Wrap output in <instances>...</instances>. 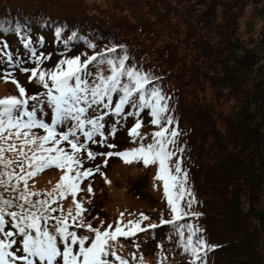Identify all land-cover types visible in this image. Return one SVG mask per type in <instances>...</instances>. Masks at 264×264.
<instances>
[{
	"label": "trees",
	"instance_id": "obj_1",
	"mask_svg": "<svg viewBox=\"0 0 264 264\" xmlns=\"http://www.w3.org/2000/svg\"><path fill=\"white\" fill-rule=\"evenodd\" d=\"M93 1L0 0V48L6 41L9 49L27 57L14 30L17 23L26 29L37 54L52 51L58 61L61 53L91 54L85 41L95 43L96 52L113 43L125 45L137 64L163 77L162 86L172 97L182 133L178 143L185 148L182 167L199 201L194 207L203 213L198 223L209 243L218 245L208 264H264V0H101L103 7ZM57 27L62 29L58 40ZM73 32L77 36L69 40ZM5 59L0 52V60ZM100 70L107 74V64ZM8 89L0 98L11 95ZM149 126L150 133L158 130ZM10 141L0 145V160L11 161L0 163V173H20V148L10 149ZM0 179L6 181L0 185V196L14 199L18 192L10 184L17 182ZM161 191L162 201L153 209H124L133 218L145 213L149 219L142 227L150 222L158 227L117 237L118 256L122 257L119 243H126L128 256L140 264H160L164 255L168 258L163 264H186L178 234L171 225H159L161 214L171 218L163 182ZM39 193L35 199L44 198L45 192ZM7 221L9 217L5 230H12ZM169 249L177 250L173 254ZM136 253L145 259L139 260ZM109 259L119 264L111 255Z\"/></svg>",
	"mask_w": 264,
	"mask_h": 264
},
{
	"label": "snow or ice",
	"instance_id": "obj_2",
	"mask_svg": "<svg viewBox=\"0 0 264 264\" xmlns=\"http://www.w3.org/2000/svg\"><path fill=\"white\" fill-rule=\"evenodd\" d=\"M14 30L28 50L27 60L34 65L31 68L21 66L19 71L31 73L29 82L38 83L43 91L28 95L25 87L14 78V70L24 62V57L17 55L13 59L4 41L0 52L6 59L0 63V70L6 81L11 78L16 85L19 97L0 98V145L12 139L21 142L17 157L21 171L0 173L8 182H17L10 187L18 192L14 199L0 196V233H3L0 264H112L110 255L119 264H128L114 250L117 237H134L146 229L158 227L151 222L142 227V221L149 219L143 212L138 214L139 218L126 221L125 213L120 212L113 223L100 221L101 227L88 223L82 217L84 209L76 196L82 190L81 181L93 172H99L100 168H84L83 161L78 158L82 152L86 153L87 159L105 157V165L108 157H119L125 163L142 161L145 166L158 165L156 179L163 182L171 216L165 219L161 214L159 225H171L178 234L177 246L188 258L186 264H208L210 252L218 245L209 243L206 230L198 223L203 213L194 207L199 201L188 184V170L182 167L181 156L185 148L178 143L182 133L172 111V97L162 86L163 77L145 70L130 57L125 45L115 43L96 52V44L85 41L91 54L83 52L67 56L61 53L62 58L54 66L45 67L44 62L51 59L52 53L41 51L37 54L21 24H15ZM61 34L62 29L57 27L55 38L58 40ZM76 36L73 32L68 39ZM38 40L42 43L43 38L38 37ZM101 64H107V74L101 72ZM145 111L150 125L158 128L150 134L140 132ZM110 115L117 122L135 118L128 134L138 146L107 152L92 149V145L108 149L116 147L108 143V137L115 134L117 127V123L112 122L109 128L106 117ZM145 137L151 142L144 143ZM25 145L30 146L28 153L24 150ZM8 147L16 151L13 144ZM3 151L0 146V153ZM0 163L10 164L11 161L0 160ZM53 167L63 170L55 190L45 194L44 198L35 199L42 194L29 190L28 178ZM20 182H24L22 190L17 189ZM5 183L0 179V185ZM88 192H92L91 184ZM66 194L72 197L75 215L65 214L56 206L58 199ZM6 217L10 218L7 222L12 230H5ZM81 229H86V234H81ZM14 234L18 235V240L9 239ZM86 241L90 242L86 245ZM17 243L20 249L9 251ZM135 246L139 247L138 244ZM157 247L163 251L162 245ZM176 250L168 251L174 254ZM167 258V255L162 256L160 264Z\"/></svg>",
	"mask_w": 264,
	"mask_h": 264
},
{
	"label": "rangeland",
	"instance_id": "obj_3",
	"mask_svg": "<svg viewBox=\"0 0 264 264\" xmlns=\"http://www.w3.org/2000/svg\"><path fill=\"white\" fill-rule=\"evenodd\" d=\"M93 5L102 6L104 3H102L101 0H96L93 1ZM54 63H57V61H55L53 57L46 62L48 67H52ZM14 78L25 87L28 95L41 91V87L38 83H31L27 81L25 77L23 78L20 76V74H15ZM15 86L16 85L9 81V79L6 81L0 76V93L8 87V91L13 95L15 94V90L11 89ZM106 119L110 122L108 117H106ZM48 122H50V119ZM129 125V120L117 122L115 134L108 137V143L116 145L112 150L119 148V151H122V147L126 141L128 144L131 141L133 147L138 146L137 143H134L133 140L130 139L126 131ZM110 127L111 122L109 123V128ZM149 129V120L146 119V115H143V125L140 132L141 134H150ZM5 135H7V133H5ZM11 141H14L12 143L15 148L21 147V142L19 140L12 139ZM149 142H151L150 139L145 137L144 143ZM91 147L96 152H107L110 150L106 146L101 147L99 145H92ZM29 148L30 146H24L26 153L29 152ZM78 158L83 161L84 168H95L96 166L100 168V172H93L90 177L81 181L82 190L78 191L76 196L77 201L81 203L84 209L82 212L83 216L86 217L87 222L91 223L94 227H97L96 224L102 221V219H98V217H103L104 219L112 218L115 221L119 213L123 212L126 207H128L127 209L139 211V209H153L160 205L162 201V181L156 179L157 167L155 164L145 166L142 161L125 163L119 157H108L107 164L105 165V157L102 158L101 156H97L95 159H87V155L84 152L78 154ZM19 170L21 171V168H19ZM101 172L103 175L100 174ZM62 174L63 170L56 169L55 167L50 170L46 169L42 172H37L33 177L28 178V188L32 192H40L41 190H44L46 194L53 192ZM89 184L92 186L91 193L88 192ZM18 186L22 190L24 188V182L18 183ZM56 205L58 208H62L65 214L72 213L75 215L76 208L70 194H66L63 198L58 199ZM129 213L132 214V212ZM129 213L127 211L125 212V221L133 218L134 215H129ZM119 244L123 245H120L119 254L128 260V264L141 263V261H134L131 255L128 256L130 249L124 248V246L127 247L126 243ZM262 247H264V245ZM136 255L139 260L145 259L138 253H136Z\"/></svg>",
	"mask_w": 264,
	"mask_h": 264
},
{
	"label": "water",
	"instance_id": "obj_4",
	"mask_svg": "<svg viewBox=\"0 0 264 264\" xmlns=\"http://www.w3.org/2000/svg\"><path fill=\"white\" fill-rule=\"evenodd\" d=\"M262 227H263V231H264V213H263V217H262Z\"/></svg>",
	"mask_w": 264,
	"mask_h": 264
}]
</instances>
